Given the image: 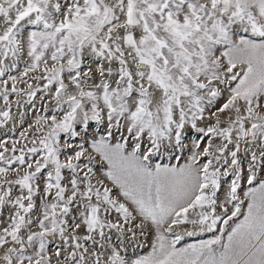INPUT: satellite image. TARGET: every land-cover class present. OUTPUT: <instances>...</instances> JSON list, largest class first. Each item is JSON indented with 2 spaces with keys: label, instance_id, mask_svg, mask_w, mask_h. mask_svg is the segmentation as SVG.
Wrapping results in <instances>:
<instances>
[{
  "label": "snow or ice",
  "instance_id": "snow-or-ice-1",
  "mask_svg": "<svg viewBox=\"0 0 264 264\" xmlns=\"http://www.w3.org/2000/svg\"><path fill=\"white\" fill-rule=\"evenodd\" d=\"M0 130V264H264V0H0Z\"/></svg>",
  "mask_w": 264,
  "mask_h": 264
},
{
  "label": "rangeland",
  "instance_id": "rangeland-1",
  "mask_svg": "<svg viewBox=\"0 0 264 264\" xmlns=\"http://www.w3.org/2000/svg\"><path fill=\"white\" fill-rule=\"evenodd\" d=\"M15 111V109H14ZM27 125L25 124V127ZM93 130H96L95 125H93ZM18 132H19V128H17V136H18ZM4 133L2 130H0V138H3ZM193 139L195 138V134H193ZM167 162V161H165ZM173 163L175 161H172ZM212 234L211 233H205L203 236H198V237H186L185 241L183 243H195L198 242L200 239H209L211 238ZM150 249L146 248V247H139V248H132L129 251V255H144L147 253V251H149Z\"/></svg>",
  "mask_w": 264,
  "mask_h": 264
}]
</instances>
